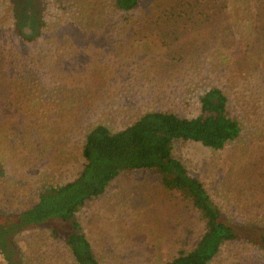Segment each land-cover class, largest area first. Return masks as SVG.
Masks as SVG:
<instances>
[{
	"label": "rangeland",
	"instance_id": "374dc122",
	"mask_svg": "<svg viewBox=\"0 0 264 264\" xmlns=\"http://www.w3.org/2000/svg\"><path fill=\"white\" fill-rule=\"evenodd\" d=\"M263 8L264 0H141L124 13L113 0H0V200L12 195L22 210L71 182L93 126L114 133L158 111L193 118L215 87L239 134L218 151L178 140L172 156L240 237L207 264H264L254 237L264 230V38L243 42L245 20L234 18L259 14L264 33ZM19 28L24 40L14 37ZM74 220L99 264H165L203 232L198 213L147 170L120 172ZM66 231L22 233L13 262L75 264Z\"/></svg>",
	"mask_w": 264,
	"mask_h": 264
},
{
	"label": "trees",
	"instance_id": "16d2710c",
	"mask_svg": "<svg viewBox=\"0 0 264 264\" xmlns=\"http://www.w3.org/2000/svg\"><path fill=\"white\" fill-rule=\"evenodd\" d=\"M140 1L113 0V6L117 11L127 13L133 11ZM260 12L261 16L264 15V8ZM13 15L16 25L22 26L24 21L17 20L15 10ZM250 15L234 16H243L246 23L243 31L248 37L246 39L241 33L240 38L244 42L256 35V43H263L264 33L255 28V18L259 14L252 19L244 18ZM14 37L26 38L20 28L14 32ZM198 103L199 114L193 118L158 111L146 112L114 133L103 125L93 126L83 139L82 166L71 182L38 192L37 200L22 210L11 207L12 195L2 198L0 255L5 264H15L10 246L19 235L33 229H46L52 238H56L58 225L67 228L61 239L75 264H99L74 215L88 200L100 196L123 171L152 172L165 189L176 192L182 203L197 212L203 222V232L194 247L177 254L165 264H207L223 243L237 241L240 237L234 231V225L209 199L200 182L172 156L173 143L178 140L198 143L204 148L218 151L239 134L237 122L226 113L227 97L220 89L214 87L206 90ZM259 233L255 232L254 237L257 244L264 247V230Z\"/></svg>",
	"mask_w": 264,
	"mask_h": 264
}]
</instances>
